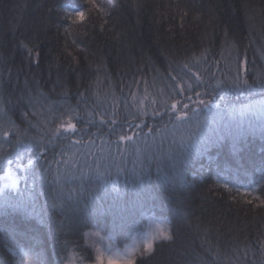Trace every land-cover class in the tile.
Wrapping results in <instances>:
<instances>
[{
  "label": "trees",
  "instance_id": "trees-1",
  "mask_svg": "<svg viewBox=\"0 0 264 264\" xmlns=\"http://www.w3.org/2000/svg\"><path fill=\"white\" fill-rule=\"evenodd\" d=\"M95 5L0 0V127L16 130L0 149V187L24 175L7 164L17 138L36 177L4 189L35 199L27 210L0 205V264H17L21 252H31L21 264H89L90 227L123 246L147 216L165 221L172 239L135 264H264V135L221 133L201 154L181 147L200 99L247 103L237 75L264 99V0ZM177 101L191 120L176 119ZM69 118L75 132L60 127ZM228 122L225 114L220 128Z\"/></svg>",
  "mask_w": 264,
  "mask_h": 264
},
{
  "label": "snow or ice",
  "instance_id": "snow-or-ice-1",
  "mask_svg": "<svg viewBox=\"0 0 264 264\" xmlns=\"http://www.w3.org/2000/svg\"><path fill=\"white\" fill-rule=\"evenodd\" d=\"M89 2L92 3L94 7H96L95 0H89ZM65 10L67 11V9ZM75 15L79 20L84 19V13L82 11H77ZM31 54V50H29V55ZM185 67H187V65H185ZM173 79L175 80L176 77H173ZM232 85L240 96L248 97L247 103L239 105L228 103L225 99V95L221 94L220 101L224 102V107L220 108V104L214 103L211 99L208 101L200 99L198 103L199 105H202L203 108H195L191 110L195 116V123L189 124L191 131L188 135L181 138V147L184 148L185 151L189 153L201 154L203 150H206L207 145L212 142L213 136H216V139H220L221 133L232 134L233 131H235L236 134H243L245 130L255 132L258 128L261 134L264 135V99L255 100L251 98L256 92L261 91L262 89H257L254 87V85H250L246 79L241 80L239 75L233 79ZM176 87L179 88L181 92L186 90L183 84H177ZM191 89L192 85L188 84L187 90ZM195 95L199 97L200 93L196 92ZM188 99H191V97H188ZM178 104L179 101L173 103L170 109L173 112L178 111L179 114L176 116V119L178 121L191 120L192 116H190L189 112L178 109ZM182 108L188 109L189 105L183 104ZM209 108L219 109V111L216 113V118L211 119L205 117L201 119L199 117V112L203 111V109ZM225 114L228 116L229 122L221 129L220 122L224 120ZM26 115L27 113H25V116ZM153 115H159V113L154 111ZM209 125H215V127H209ZM60 127L67 132L76 131V125L72 123L71 118L68 119L66 124H61ZM149 131H151V129ZM8 135L9 133L7 131L3 133L5 140ZM119 139L121 141H131L133 137L121 135ZM27 143V141L17 138L15 144L12 145V148L15 152V160L7 158V164L11 166L15 163L17 170L23 171L24 175L17 178H12L11 185L5 184L3 187H0V205H2L5 210L9 208L27 210L29 203L35 199L31 190H29L27 193L21 192L15 200L9 197L4 191V189L7 187L15 188L19 179H23L25 182H27L28 179L31 178L33 180V184L36 182L35 173L30 171L33 165V160L29 157L27 164L21 163L23 157L20 155V146ZM76 143H80V141H76ZM32 146L34 145L29 144V147ZM2 147L3 146L0 145V148ZM169 158L172 159L171 155ZM0 159H4V157L0 155ZM40 179L41 181L44 179L43 174H41ZM113 187L115 189V185ZM32 211H35L34 207ZM96 235H99V232H97ZM171 239L172 236L170 235L165 221L159 220L156 217H148V223L145 230L137 233V237L133 239L130 246H126L123 250L116 249L112 244H108L104 250H101L99 247H97L96 264H135V257L137 254L146 255L151 253L154 249L155 242L162 240L167 241ZM29 255H31V252H21V260L25 256ZM36 258L39 260V253L36 254ZM21 260H18L17 264H21Z\"/></svg>",
  "mask_w": 264,
  "mask_h": 264
},
{
  "label": "rangeland",
  "instance_id": "rangeland-1",
  "mask_svg": "<svg viewBox=\"0 0 264 264\" xmlns=\"http://www.w3.org/2000/svg\"><path fill=\"white\" fill-rule=\"evenodd\" d=\"M2 126L3 125H1V127H0V131H2V130L4 132L7 131L9 134H15L16 133V130L13 126H8V127H4V128ZM3 133H2V138L0 139V145L3 146L2 148L6 147L5 149L9 150V147L6 144L10 141V139H9V137H7L5 140V138L3 137ZM2 148H0V149H2ZM4 152L8 154L7 151H4ZM13 158H15V157H13ZM3 179H5L6 181H10L9 177H3ZM148 217H152V216L146 217L145 225L140 232L145 230L146 225L148 223ZM166 225H167V223H166ZM167 228H168V226H167ZM97 232H99V235H96ZM140 232H138V233H140ZM135 237H137V234H135L127 244H125L123 246H117V244L115 243L113 238L111 236H109L108 234L104 233L99 227H96V226L90 227L84 234L85 245L88 248V250L90 251L91 257H92L91 262L89 264H96V248L97 247H99L101 250H104L108 244H112L116 249L123 250L126 246L131 245V243ZM162 241H164V240H162ZM158 242H160V241L155 242V244ZM148 254H146V255H148ZM146 255L137 254L135 259L137 257L146 256ZM67 264H76V263L71 258L68 260Z\"/></svg>",
  "mask_w": 264,
  "mask_h": 264
}]
</instances>
